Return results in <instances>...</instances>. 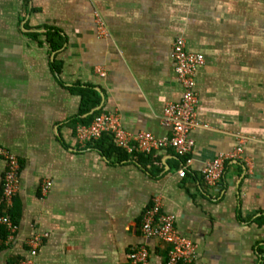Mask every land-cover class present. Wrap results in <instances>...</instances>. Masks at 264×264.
I'll use <instances>...</instances> for the list:
<instances>
[{
  "label": "crops",
  "instance_id": "1",
  "mask_svg": "<svg viewBox=\"0 0 264 264\" xmlns=\"http://www.w3.org/2000/svg\"><path fill=\"white\" fill-rule=\"evenodd\" d=\"M49 32L64 36L61 47ZM178 36L204 55L187 174L169 146L128 153L104 136L80 144L77 126L95 110L119 114L133 135L170 134L161 116L183 94ZM91 91L99 104L87 109ZM240 140L244 159L208 186L206 163ZM0 144L21 164L17 230L0 238V264L29 256L37 233L38 264H131L140 244L149 264H165L167 246L140 228L155 197L196 243L191 264H264V0H0ZM5 168L0 158V196Z\"/></svg>",
  "mask_w": 264,
  "mask_h": 264
},
{
  "label": "built area",
  "instance_id": "2",
  "mask_svg": "<svg viewBox=\"0 0 264 264\" xmlns=\"http://www.w3.org/2000/svg\"><path fill=\"white\" fill-rule=\"evenodd\" d=\"M96 21L101 36L107 30L99 13L96 12ZM175 69L183 88L179 101H170L165 105L161 116V123L170 129V134L157 137L151 132L141 131L131 134L124 129L119 114L99 110L87 124H79L76 129V138L80 144L86 146L100 140L105 134L112 136L117 147L128 153L134 151L150 152L153 149L172 147L179 157H184L178 169V174L184 177L191 162L190 154L195 145L190 132L201 125L197 118L199 101L196 89L197 69L204 63V55L188 50L184 36H178L172 47ZM101 75L105 71L99 70ZM0 158L6 163L3 185L0 196V226H5L8 232L5 242H10L17 230L10 210L14 205V198L20 183V160L8 148L0 144ZM244 159L243 140L230 151L221 152L206 163L202 169L205 183L216 189L224 179L225 168L228 163ZM51 182L46 180L42 184V192H47ZM175 216L162 210V202L155 197L152 203L142 214L140 228L142 233L150 238H155L167 246L165 264H191L196 256V243L183 236L175 227ZM45 235L37 233L28 240L29 256L20 258L12 264H38L36 255ZM149 250L144 244L132 248L128 254L131 264H149Z\"/></svg>",
  "mask_w": 264,
  "mask_h": 264
},
{
  "label": "trees",
  "instance_id": "3",
  "mask_svg": "<svg viewBox=\"0 0 264 264\" xmlns=\"http://www.w3.org/2000/svg\"><path fill=\"white\" fill-rule=\"evenodd\" d=\"M48 36H49V40H50L51 44H52L55 48H59V47H61V46L63 45L64 41H65L64 36H62V35H61L60 33H58V32H49V35H48ZM94 93H95V92H92V91H91V92H85V93H84V100H83V101H84V104H86V108H87V109L95 108V107L98 106V104H99V101L96 100V99L94 98V96H95ZM92 94H93V95H92ZM89 98H92V101H91V102H89ZM96 113H98V110H95L94 115H95ZM94 115H93V116H94ZM104 137H107V139H108L109 141H111L113 144H115V143H114V140H113V138H112L111 135H109V134H105ZM104 137H102V139H103ZM115 146H116V144H115ZM115 146H110L109 149H114ZM108 152H109V151H108ZM10 213H11V215H12V218H13L14 222L17 223V222H16V218H15V213L13 212V208L10 210ZM7 235H8V232H7L6 227L1 225V226H0V238H2V239L5 240V238L7 237Z\"/></svg>",
  "mask_w": 264,
  "mask_h": 264
}]
</instances>
